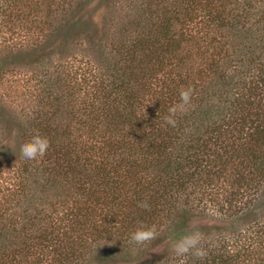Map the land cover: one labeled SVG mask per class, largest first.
I'll list each match as a JSON object with an SVG mask.
<instances>
[{"label":"trees","instance_id":"obj_1","mask_svg":"<svg viewBox=\"0 0 264 264\" xmlns=\"http://www.w3.org/2000/svg\"><path fill=\"white\" fill-rule=\"evenodd\" d=\"M94 2L0 0V264H264V0Z\"/></svg>","mask_w":264,"mask_h":264},{"label":"rangeland","instance_id":"obj_2","mask_svg":"<svg viewBox=\"0 0 264 264\" xmlns=\"http://www.w3.org/2000/svg\"><path fill=\"white\" fill-rule=\"evenodd\" d=\"M110 0H95V2L92 5L91 10H88V20L94 19L96 24L99 26H102L104 20L103 18L106 16V10L103 8L106 3H108ZM54 52L60 53V49L54 50ZM201 223L204 225L206 224L207 228L210 227L207 231H211V224L209 221L205 220L203 222V219H200ZM200 222L194 223V225H190L187 229L186 234L181 235L179 237L176 236V234L169 239H164L165 236L168 235V228L164 227L162 229V234L158 235V239L154 241L152 244L149 245V248L143 252L133 251L132 258H123L119 259L116 264H128L131 262V264H163L166 261L169 260V257L173 256L179 249L180 251L183 249V245L185 242H180L179 239H183V241L188 242L189 236H195L194 234H197L196 236L200 235ZM187 228V227H186ZM216 229L214 228L213 231ZM196 238V237H195ZM127 260V261H125Z\"/></svg>","mask_w":264,"mask_h":264}]
</instances>
